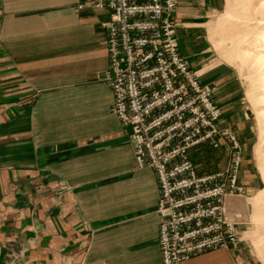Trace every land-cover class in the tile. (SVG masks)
Masks as SVG:
<instances>
[{"label":"crops","instance_id":"1","mask_svg":"<svg viewBox=\"0 0 264 264\" xmlns=\"http://www.w3.org/2000/svg\"><path fill=\"white\" fill-rule=\"evenodd\" d=\"M78 1L0 0V245L18 242L19 264H161L155 173L135 166L110 110L108 11ZM220 1L179 0L174 22L180 54L202 83L218 84L220 125L230 126L233 95L197 51ZM219 152L225 163L222 145L200 144L189 157L205 174L219 169ZM234 255L217 248L180 264H246Z\"/></svg>","mask_w":264,"mask_h":264},{"label":"built area","instance_id":"2","mask_svg":"<svg viewBox=\"0 0 264 264\" xmlns=\"http://www.w3.org/2000/svg\"><path fill=\"white\" fill-rule=\"evenodd\" d=\"M179 0H79L105 9L110 110L132 144L136 167L157 181V245L161 264H180L204 251L235 250L238 236L225 209L228 195H243L241 146L220 125L214 87L204 84L180 54L174 15ZM224 144V168L199 174L190 149Z\"/></svg>","mask_w":264,"mask_h":264},{"label":"rangeland","instance_id":"3","mask_svg":"<svg viewBox=\"0 0 264 264\" xmlns=\"http://www.w3.org/2000/svg\"><path fill=\"white\" fill-rule=\"evenodd\" d=\"M262 2L264 0H221L215 11L203 19L198 40L201 45L197 48L201 57L212 59L209 65L217 70L219 86L233 95L234 102L226 111L230 121L228 128L241 142L242 169L254 175V186L245 188L239 180L245 193L226 196L224 204L235 223L239 241L232 252L246 264H264V200L253 203L255 195L261 193L264 197V69L243 62L238 54L240 48L252 46L264 36ZM213 87L217 88L218 84ZM221 145L226 153L224 144ZM198 155L193 157L200 161ZM226 162L227 154L224 163L219 152L217 168H224ZM18 247L16 241L0 245V264H19L24 257Z\"/></svg>","mask_w":264,"mask_h":264},{"label":"bare ground","instance_id":"4","mask_svg":"<svg viewBox=\"0 0 264 264\" xmlns=\"http://www.w3.org/2000/svg\"><path fill=\"white\" fill-rule=\"evenodd\" d=\"M264 4V2H262ZM252 18V17H250ZM250 47V48H249ZM252 49V51H251ZM239 58L248 64H254L257 67H261L264 69V36L260 38V40L254 43L252 46L240 48ZM264 72V71H263ZM264 131V128H262ZM261 190H258V192ZM264 200V197L261 193L257 194L253 198V203H258Z\"/></svg>","mask_w":264,"mask_h":264}]
</instances>
